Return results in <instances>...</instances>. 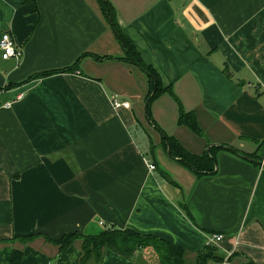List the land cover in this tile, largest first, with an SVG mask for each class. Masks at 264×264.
Wrapping results in <instances>:
<instances>
[{
  "label": "crops",
  "instance_id": "obj_1",
  "mask_svg": "<svg viewBox=\"0 0 264 264\" xmlns=\"http://www.w3.org/2000/svg\"><path fill=\"white\" fill-rule=\"evenodd\" d=\"M109 1L166 90L147 109L156 83L126 60L100 0H0V37L23 50L0 52V101H11L0 108V264L13 251L19 264H81V239L62 250L47 237L110 226L183 247L185 264L207 246L225 264H264V0ZM168 88L204 136L179 124ZM149 112L192 154L211 148L216 172L170 157ZM87 264L161 263L150 247Z\"/></svg>",
  "mask_w": 264,
  "mask_h": 264
},
{
  "label": "trees",
  "instance_id": "obj_2",
  "mask_svg": "<svg viewBox=\"0 0 264 264\" xmlns=\"http://www.w3.org/2000/svg\"><path fill=\"white\" fill-rule=\"evenodd\" d=\"M25 1L28 2L31 0ZM100 3L102 5V9L106 16V19L110 23L111 27L121 36L122 43L125 47L126 60L138 65L144 72H146L150 76V78L153 79V81L156 80L157 82L156 85H154V88L150 95V99H148L149 108L152 99L166 90L163 89L161 80L155 70L143 61L142 57L136 49V46L122 32V29L117 22L116 11L112 3L109 0H100ZM74 67L75 65L72 67L64 68L60 71L72 70L74 69ZM54 71L37 73L31 76L30 80L55 73ZM167 90L170 94L173 95L179 105V124L186 125L199 136H204V131L200 127L196 114L192 111L185 110L182 101L174 94L171 88H168ZM148 120L150 124L153 125L152 127L161 132L164 145L166 146V149L170 147L172 157L180 161L182 164L188 166L192 170L195 169L194 171L200 176L213 174L216 172L217 159L216 156L211 152V148L209 149V152H206L202 155L192 154L174 137L166 135L161 127L157 123H155L154 120H152L150 112L148 113ZM222 148L230 149L231 151L237 152L238 154H243L233 147L223 146ZM248 155L254 158L256 161H260L255 154ZM184 210H186L188 214H190L188 206L186 204L184 205ZM33 238L34 236L23 237L21 238V240L29 241ZM47 239L59 245L62 250L67 248L74 241L81 239L83 241V256L81 259V264H87L88 260L92 259V257H95L96 260L101 263L104 252L107 250H113L123 255L124 257L132 258L136 252L150 247L153 248L157 253L161 264H185V250L183 247L173 244L156 235L141 233L132 229H121L115 226H110L104 228L99 234L92 235L83 233H70L61 238L47 237ZM213 247L214 246H207L200 253L197 264H205L206 261L210 258L214 259L216 262L221 261V258L215 256ZM20 259L21 252L13 251L11 264H19Z\"/></svg>",
  "mask_w": 264,
  "mask_h": 264
},
{
  "label": "built area",
  "instance_id": "obj_3",
  "mask_svg": "<svg viewBox=\"0 0 264 264\" xmlns=\"http://www.w3.org/2000/svg\"><path fill=\"white\" fill-rule=\"evenodd\" d=\"M0 52L1 56L4 59L7 58H16L20 59L23 54L22 47L18 44L15 38L9 33L4 32L0 37ZM21 94L17 95V98H20ZM111 103L115 108L119 107H130V102L126 100L120 99L118 96H113L111 99ZM11 105V101H0V108H9ZM149 163L150 169L155 170L156 166L151 163L149 160H147ZM102 223V222H101ZM223 238L222 234H214L212 235V238L210 239V242L218 243ZM227 261V258H225L223 261L219 262L218 264H225Z\"/></svg>",
  "mask_w": 264,
  "mask_h": 264
},
{
  "label": "water",
  "instance_id": "obj_4",
  "mask_svg": "<svg viewBox=\"0 0 264 264\" xmlns=\"http://www.w3.org/2000/svg\"><path fill=\"white\" fill-rule=\"evenodd\" d=\"M113 30H114V29H113ZM114 32H115L117 38H118V39L120 40V42L122 43L121 36H120L115 30H114ZM122 45L124 46L123 43H122ZM124 48H125V47H124ZM155 83H157L156 80H155ZM149 99H150V98H149ZM148 103H149V102H148ZM148 103H147V105H146V109L148 108ZM147 116H148V115H147ZM225 147H226V146H225ZM206 151L209 152V148H207ZM167 153H168V155H169L170 157H172L170 147H168V149H167ZM241 156H242L243 158H245V159L256 161L254 158L250 157L248 154H241ZM172 158H174V157H172ZM194 170H195V169H194Z\"/></svg>",
  "mask_w": 264,
  "mask_h": 264
}]
</instances>
